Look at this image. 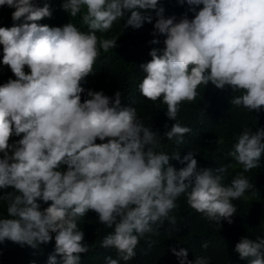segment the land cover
<instances>
[{
  "label": "clouds",
  "instance_id": "clouds-1",
  "mask_svg": "<svg viewBox=\"0 0 264 264\" xmlns=\"http://www.w3.org/2000/svg\"><path fill=\"white\" fill-rule=\"evenodd\" d=\"M178 2L187 3L193 19L186 14L179 22L166 18L158 0H64L62 9L71 17L79 14L85 32L70 22L62 27L38 23L51 17L49 3L39 7L34 0H0V7L15 9L12 20L19 22L0 27L2 64L16 77L0 85V189H12L0 195L7 203L0 243L37 248L52 241L54 233L47 264H80L89 245L78 221L92 210L100 223L114 229L101 245L116 250L115 259L106 257L107 264H120L135 257L141 238L147 237L150 249L155 241L149 234H157L165 221L176 224L171 213L181 195L209 221L233 222L232 201L253 187L243 172L258 168L264 154V128H245L236 137L227 155L243 172L224 185L226 167L200 168L192 151L181 159L193 147L189 139L171 147L172 157L157 152L160 134L145 126L135 107L121 105L119 91L109 97L87 90L88 98L81 99L82 82L94 75L100 51L117 46V38L96 33L109 31L126 13L123 27L140 29L152 23L154 11L151 34L164 35L165 46L153 48L151 60L139 66L141 96L161 100L175 121L181 102L194 101L197 88L211 82L217 89L242 93L232 97L231 105L263 116L264 0ZM190 131L175 122L164 137L182 143ZM172 159L184 166L176 169ZM38 199L51 203L41 210ZM201 247L206 249L207 242ZM234 250L248 264H264V237H242ZM171 251L180 264H208L204 257L189 261L184 248Z\"/></svg>",
  "mask_w": 264,
  "mask_h": 264
},
{
  "label": "trees",
  "instance_id": "trees-1",
  "mask_svg": "<svg viewBox=\"0 0 264 264\" xmlns=\"http://www.w3.org/2000/svg\"><path fill=\"white\" fill-rule=\"evenodd\" d=\"M39 7L44 3H49L52 15L44 18L38 23H44L50 27H62L67 23H73L81 31H88L83 25L78 14L71 17L62 9L64 0H34ZM159 6L165 9V17H176V22L187 15L191 20L194 13L189 11V6L185 2L181 5L178 0H158ZM203 5L197 7V11ZM15 9L7 6L0 7V27H12V12ZM142 14L144 10H140ZM130 13H126L124 19L114 22L112 28L105 32H97L98 38H117V46L109 49L107 53L100 51L93 68L94 75H89L82 82L85 92L81 94L82 102L87 99V90L103 91L105 95L112 97L116 91L121 93V105L135 107L138 117L145 126L150 127L153 132L159 133V144L156 146L157 152H164L170 157L175 153L171 147L183 145L188 139L193 142V147L183 151V156L190 151L197 154L195 159L198 167L207 168L215 172L221 166L227 168L223 173L222 183L230 184L231 180L243 172L241 165L237 164L227 155L232 150L236 142V137L245 129L256 131L264 128V114L259 116L246 108L231 105L232 97L241 95V92H232L230 88L217 89L211 82L208 85H200L197 88V96L194 101H184L180 104V110L176 120L167 117V105L161 100L155 102L147 100L141 96L138 84L142 80L144 73L139 66L151 60L149 52L153 48L162 49L165 45L164 35L153 37L156 21L155 12H152V23L145 22L140 29H133L130 26L124 28L123 25ZM159 39V44H150L149 41ZM3 46L0 45V52ZM15 79L5 65L2 64L0 55V85L9 79ZM179 122L181 126L191 128V131L183 137L182 143H177L175 139L168 140L164 133L170 130L173 123ZM167 125V127H165ZM13 136L10 143L22 138ZM217 140L220 142L217 143ZM97 143H102L99 139ZM106 142V141H105ZM178 153V151L176 152ZM170 164L176 169L184 165L172 159ZM66 167V166H65ZM243 175L253 185L246 191L240 199L232 201L236 207V213L231 218L232 223L222 220L220 225L211 222L202 214L191 209L186 198L181 195L176 201L178 207L171 213L176 217V224L171 225L167 221L158 229L157 234L151 235L155 244L149 249L147 237L141 238L135 248L136 255L131 260L120 264H180L179 259L171 251L173 248L179 251L181 248L187 250L189 261H195L198 257H204L208 264H248L247 259H240L235 252V245L242 237L255 240L257 237H264V154L260 159V166ZM12 189H0V195ZM185 204L183 205V203ZM41 210L48 207L51 202L37 200ZM0 218H7V203L0 201ZM78 227L84 232V242L89 245V251L81 255L80 264H107L106 257L116 258V250L102 247V241L106 235L114 229L107 228L99 222L97 213L89 210L85 217L80 218ZM155 227V226H154ZM52 241L40 244L37 248L28 245L21 247L11 241L0 243V264H47L49 255L55 249V234ZM203 242H207L208 247L202 248ZM59 261V256L57 257Z\"/></svg>",
  "mask_w": 264,
  "mask_h": 264
}]
</instances>
